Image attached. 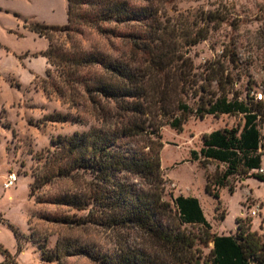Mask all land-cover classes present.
Masks as SVG:
<instances>
[{"label": "trees", "instance_id": "trees-1", "mask_svg": "<svg viewBox=\"0 0 264 264\" xmlns=\"http://www.w3.org/2000/svg\"><path fill=\"white\" fill-rule=\"evenodd\" d=\"M175 0H67V23H35L31 28L48 40V81L43 89L64 100L83 97L92 108L96 125L53 141L43 169L35 174L31 195L56 181H81L63 191L52 203L84 212L68 223L77 227L97 225L111 231L137 230L152 243V250L117 245L103 251L74 240L56 253L40 247L49 262L83 255L97 264H264V236L237 219L235 234H211V225L196 197L166 192L161 152L164 126L181 130L193 112L243 116L240 127H226L202 136L191 161L203 167L224 165L206 191L219 199V189L234 192L232 180L257 178L264 182V99L230 97L223 81L230 78L224 67L211 69L206 80L218 91L207 98L196 88L190 49L206 40L211 12L192 22L170 15ZM177 13V12H176ZM86 31L108 42L121 39L128 48L115 55L105 45L84 43ZM194 74V75H193ZM229 83V82H228ZM49 84V86H48ZM191 93L199 103L187 102ZM139 143L141 145H139ZM18 175V174H17ZM188 226H202L196 236ZM20 245V232L10 225ZM212 243L202 261L201 246ZM0 254L17 264L0 244ZM170 258V263L166 260Z\"/></svg>", "mask_w": 264, "mask_h": 264}, {"label": "rangeland", "instance_id": "rangeland-1", "mask_svg": "<svg viewBox=\"0 0 264 264\" xmlns=\"http://www.w3.org/2000/svg\"><path fill=\"white\" fill-rule=\"evenodd\" d=\"M169 7L170 15L179 13L191 24L208 12L217 19L209 24L208 38L190 49L196 73L191 79L196 81V88L204 86L210 91H200L199 95L209 98L219 92L217 83H209L206 78L211 69L221 65L231 75L223 81L224 88L232 93L230 97L262 95L264 99V0H175ZM35 23L65 25L67 0H0V244L17 264H59L58 260H45L40 247L55 255L58 243L63 247L74 240L103 251H113L121 244L151 251L152 243L137 230L111 231L97 225L77 227L68 223L85 213L52 203L51 199L77 188L81 181H56L31 195L35 174L44 168L49 149L55 148L53 141L96 125L92 108L83 97L64 100L44 91L49 66L42 53L48 40L31 28ZM84 43L105 45L115 55L128 49L121 39L108 42L91 31H86ZM187 102L196 109L199 100L191 93ZM243 122L239 114L202 118L193 112L181 130L170 126L160 130L166 192L198 198L211 234H235L237 219L241 218L253 232L264 236V182L253 177L233 179L234 192L219 189L217 199L207 193L206 185L224 170V165L209 162L203 167L191 161V151H199L204 134L240 127ZM12 172L18 174V181L6 190L4 179ZM10 225L20 232L22 250ZM186 228L196 236L204 232L199 225ZM211 247L212 243L200 247L202 261ZM0 264H9L1 254ZM63 264L97 263L76 255Z\"/></svg>", "mask_w": 264, "mask_h": 264}, {"label": "built area", "instance_id": "built-area-1", "mask_svg": "<svg viewBox=\"0 0 264 264\" xmlns=\"http://www.w3.org/2000/svg\"><path fill=\"white\" fill-rule=\"evenodd\" d=\"M261 98H262V95H259V98L257 96V99H261ZM261 172H264V169H262ZM17 181H18L17 173H14V172L9 173L3 182L4 189L7 190V189L14 187L16 185Z\"/></svg>", "mask_w": 264, "mask_h": 264}]
</instances>
